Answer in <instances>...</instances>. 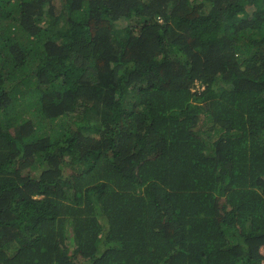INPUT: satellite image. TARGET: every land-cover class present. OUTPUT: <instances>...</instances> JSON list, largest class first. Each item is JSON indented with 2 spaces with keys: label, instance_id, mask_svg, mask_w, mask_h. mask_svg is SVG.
I'll use <instances>...</instances> for the list:
<instances>
[{
  "label": "trees",
  "instance_id": "trees-1",
  "mask_svg": "<svg viewBox=\"0 0 264 264\" xmlns=\"http://www.w3.org/2000/svg\"><path fill=\"white\" fill-rule=\"evenodd\" d=\"M0 264H264V0H0Z\"/></svg>",
  "mask_w": 264,
  "mask_h": 264
},
{
  "label": "rangeland",
  "instance_id": "rangeland-1",
  "mask_svg": "<svg viewBox=\"0 0 264 264\" xmlns=\"http://www.w3.org/2000/svg\"><path fill=\"white\" fill-rule=\"evenodd\" d=\"M131 21L133 20L119 21L118 26L121 28L122 31H125L127 26H132Z\"/></svg>",
  "mask_w": 264,
  "mask_h": 264
}]
</instances>
